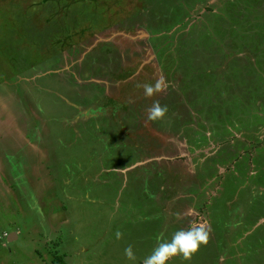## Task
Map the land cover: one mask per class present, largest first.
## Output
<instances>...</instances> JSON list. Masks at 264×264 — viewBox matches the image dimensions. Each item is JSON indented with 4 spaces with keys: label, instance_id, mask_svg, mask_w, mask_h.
Wrapping results in <instances>:
<instances>
[{
    "label": "rangeland",
    "instance_id": "374dc122",
    "mask_svg": "<svg viewBox=\"0 0 264 264\" xmlns=\"http://www.w3.org/2000/svg\"><path fill=\"white\" fill-rule=\"evenodd\" d=\"M195 195L191 264H264V0H0V264H142Z\"/></svg>",
    "mask_w": 264,
    "mask_h": 264
},
{
    "label": "clouds",
    "instance_id": "9594fccd",
    "mask_svg": "<svg viewBox=\"0 0 264 264\" xmlns=\"http://www.w3.org/2000/svg\"><path fill=\"white\" fill-rule=\"evenodd\" d=\"M143 88V94L146 98L162 94L167 90V83L163 76H159L154 83H144L138 85ZM169 109L167 105H161L159 100H154L146 110V121L157 122L163 120ZM176 221H180L189 215L185 212L172 213ZM119 241L123 238V233L119 230L115 233ZM210 232L206 222L192 219L187 228H181L171 234L170 239H166L164 233L155 237L156 246L150 254L143 258L142 264H168L174 258H181L183 261L190 262L192 257L197 254L201 246H206L209 242ZM124 256L128 261H135L136 255L131 244L124 249Z\"/></svg>",
    "mask_w": 264,
    "mask_h": 264
},
{
    "label": "crops",
    "instance_id": "0c3cea01",
    "mask_svg": "<svg viewBox=\"0 0 264 264\" xmlns=\"http://www.w3.org/2000/svg\"><path fill=\"white\" fill-rule=\"evenodd\" d=\"M135 39V38H134ZM221 166V168L219 169V171H218V173H222V172H224L225 170L224 169H226V168H224V166H222V165H219V167ZM201 169L199 170V173H196V174H200V176H199V178H197V179H194V180H196L197 182H201V183H204V185H209L210 183H211V181H212V178H208V177H206L205 176V171H204V173H202L201 174ZM226 173V172H225ZM222 174H224V173H222ZM194 186H197L196 184H194ZM199 190H201L200 188H199ZM200 194H201V191H198ZM194 198H195V206H197L196 208H200V210H202L203 208V210H205L206 211V213H204V214H202V213H198V214H202V216L205 218V220H206V224H207V226H208V228H209V224L210 223H212L213 222V220L214 219H220V216L217 214V212H215V213H213L212 212V210H211V207H218V205L219 204H215L214 202H209V201H207L206 202V200H204V198L203 197H201L200 195H198V196H194ZM206 207V208H205ZM199 211V210H198ZM231 213H234V214H236L235 216H237V215H239L238 213H240V211H237V210H235L234 208H231V211H230ZM234 216V217H235ZM233 217V218H234ZM195 219H197L198 218V216H195L194 217ZM264 219V218H263ZM241 222H243V220H240ZM239 221V222H240ZM234 222H237V221H235L234 220ZM244 224L245 223H243V226H244ZM231 225H235V226H241L240 228H244V227H242V225H241V223H234V224H231ZM257 225V224H256ZM256 225H254V226H256ZM188 227V226H187ZM186 228V227H185ZM245 229H247V227L245 228ZM235 232V235H236V237H238L239 236V234H241V233H239L240 232V230H235L234 231ZM212 236V239L214 238L213 237V235H211ZM212 239H210L209 238V242H208V244L206 245V246H201V248H200V250H199V252L200 251H204V250H207L208 248H207V246H211L212 244H216L215 243V240L213 239V242H212ZM221 245H222V243H220ZM227 244H228V242H227V240H226V247H228L227 246ZM216 245H218V244H216ZM223 247H225V245H223ZM224 252H225V250H224ZM190 264H191V262H190Z\"/></svg>",
    "mask_w": 264,
    "mask_h": 264
},
{
    "label": "trees",
    "instance_id": "16d2710c",
    "mask_svg": "<svg viewBox=\"0 0 264 264\" xmlns=\"http://www.w3.org/2000/svg\"><path fill=\"white\" fill-rule=\"evenodd\" d=\"M58 261H60L59 263L61 264V263H63V261H62V259L61 258H58Z\"/></svg>",
    "mask_w": 264,
    "mask_h": 264
},
{
    "label": "water",
    "instance_id": "95a60500",
    "mask_svg": "<svg viewBox=\"0 0 264 264\" xmlns=\"http://www.w3.org/2000/svg\"><path fill=\"white\" fill-rule=\"evenodd\" d=\"M12 236H14V235H12ZM12 236H11V237H12Z\"/></svg>",
    "mask_w": 264,
    "mask_h": 264
}]
</instances>
